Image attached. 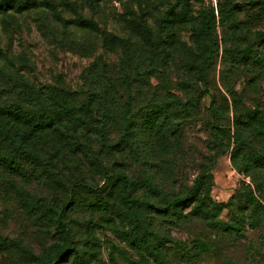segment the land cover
<instances>
[{"label":"rangeland","instance_id":"1","mask_svg":"<svg viewBox=\"0 0 264 264\" xmlns=\"http://www.w3.org/2000/svg\"><path fill=\"white\" fill-rule=\"evenodd\" d=\"M260 33L264 0H0V264H264Z\"/></svg>","mask_w":264,"mask_h":264},{"label":"trees","instance_id":"2","mask_svg":"<svg viewBox=\"0 0 264 264\" xmlns=\"http://www.w3.org/2000/svg\"><path fill=\"white\" fill-rule=\"evenodd\" d=\"M204 27H205V26L202 27L203 30H204ZM259 36H260V38H262V39L264 40V34H263V33H260ZM205 64H206V63H204V65H203L204 68H205ZM202 72H204V71H202ZM93 103H94V101H93V102L89 101V102L86 104V110H87V112H88L89 114H93V112H94V110L92 109V104H93ZM94 117H95V115H94ZM120 178H121L120 181H122L124 184H126V183L129 181L128 176H127L126 174H124V173L120 174ZM120 202H121V203H124V204H127V201H125V199H123V198L120 199ZM171 206L174 208V205H171ZM110 229H111L115 234H117L118 236H121V238L123 239V241L126 243V245H127V246H128L133 252H135L138 256H140L141 258H143V253H144V252H143V249H142L139 245H137L136 242H134V240H133L130 236H128V235H126V234L121 235V233L119 232V230H118V228H117L116 225H111Z\"/></svg>","mask_w":264,"mask_h":264}]
</instances>
